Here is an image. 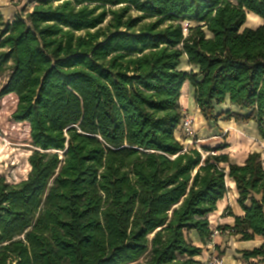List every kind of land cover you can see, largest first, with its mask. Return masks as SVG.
Instances as JSON below:
<instances>
[{"label": "trees", "instance_id": "obj_1", "mask_svg": "<svg viewBox=\"0 0 264 264\" xmlns=\"http://www.w3.org/2000/svg\"><path fill=\"white\" fill-rule=\"evenodd\" d=\"M3 77L32 153L26 179L0 178V264H208L227 178L243 215L226 208L234 223L217 231L260 238L237 253L264 263L261 153L239 165L227 144L204 157L177 137L189 82L206 122H254L264 138V0H37L0 12ZM226 101L246 114L216 113Z\"/></svg>", "mask_w": 264, "mask_h": 264}, {"label": "rangeland", "instance_id": "obj_2", "mask_svg": "<svg viewBox=\"0 0 264 264\" xmlns=\"http://www.w3.org/2000/svg\"><path fill=\"white\" fill-rule=\"evenodd\" d=\"M19 2L20 1H17L16 4L18 5ZM257 24H250L249 18H247L245 26L249 28H256L263 24V20ZM180 69L188 74L197 72L196 68L188 64V60L187 63L184 61V58L182 59ZM5 80V77L0 78V88L5 83ZM183 88L184 94L182 93L180 105L184 113V119L186 118V120L192 122V130L191 133L187 134L185 130L180 127L179 135H177V137L186 149L195 147L203 153L204 157H206L208 154L215 155L227 153L230 145H237L239 141H244L242 138L239 140V132L235 130H230V132L228 130V132H224V130L219 128L220 126L218 125L224 126L223 123L227 121L224 115L221 116L217 122H206L196 109L192 85L189 82H186ZM14 107L15 98L13 96H7L4 98L0 97V178H4L5 181L10 184L18 183L27 178L28 173L30 172V164L28 159L32 153V146L29 144V128L26 124L18 123L13 120L12 113ZM215 111L218 114L226 111L246 114L245 111L230 105L228 101H226V103L221 106H216ZM255 128L256 127L253 126L252 123H248L245 127H243L242 133L250 137L249 135H251V132H253ZM248 137L245 138V141L248 140ZM223 144L229 145L228 148L224 150V152L218 153L212 151L207 153L203 151V147L215 148ZM230 205L235 207L236 211L239 212L237 206L235 205V198L232 191H229V193L224 198L221 208H225ZM218 218L219 217L217 215H214L210 218V221L213 222V225L216 223V221H218V225H220ZM226 235L227 234L219 233L214 237L213 242L208 244V246H211V248L208 246L203 247V261L210 263V261H212L217 256L213 247L214 240L218 236H221L225 239ZM224 239H217L216 241L217 243H220L221 246L219 247L224 249L226 252V250L230 247L228 246V242ZM218 253H220V251ZM222 260L225 264L224 259Z\"/></svg>", "mask_w": 264, "mask_h": 264}, {"label": "crops", "instance_id": "obj_3", "mask_svg": "<svg viewBox=\"0 0 264 264\" xmlns=\"http://www.w3.org/2000/svg\"><path fill=\"white\" fill-rule=\"evenodd\" d=\"M17 1H20L19 4L17 5ZM25 1V3H24ZM37 0H0V12L2 13L4 19L6 21H13L14 18L16 17V15L23 13V11H31V9L34 7V5H36ZM184 61L187 63V57H183ZM182 58V59H183ZM182 62V60H181ZM230 104V103H229ZM231 105V104H230ZM197 109V107H196ZM198 113L200 114L199 110L197 109ZM201 115V114H200ZM253 124V126H255V130L253 132H251V135H249L250 137H248L247 135L243 134V127L246 126V124L243 123H236L234 120L231 121H226L224 122V126L218 125L220 126L219 128H221V130H224V132H230V130H235L237 132H239L238 137L240 138L239 140L244 139L243 142L239 141L237 143V145H230L229 149L227 151V154L230 156V159L241 165L245 162V160L247 159L248 155L250 153L253 152H258L261 153L262 158H263V166H264V138L261 136L259 129H258V125L254 122H250ZM225 128V129H224ZM248 137V140L245 141V138ZM242 149V151H241ZM227 186L229 188V191H232L234 194V198H235V205L237 206L238 211H236L235 207L227 206V207H222L223 205V200L220 201L218 203V209L215 213H213L210 218L212 216H218L219 218V222L220 225H218V221H216V223L213 225V222H211V226L213 229L218 228L219 226H225V225H229L232 226L234 223V220L232 217H224V211L226 208L230 207L233 211V213L237 216H241L243 215L242 210L240 209V207L237 204V192H236V188H235V183L233 180L228 179L227 178ZM191 240L193 241V243L197 246L203 247L202 244L200 243V239L198 237V234L195 231H191L189 234ZM217 239H224L221 236H218L215 238L214 240V249L215 247H217L220 251V253H223L224 256L222 257L224 259L225 264H244L242 263L239 259L241 258V254H238L237 252L239 251H252L255 248H259L262 244V241L260 238H257L254 241H250V242H239L237 241V239H235L234 237L230 236V235H226L225 239L228 242V246L230 247L229 249L225 250L221 249L220 243H217ZM209 248H211V246H208ZM218 250L215 249V252L217 254V252H219ZM227 253V254H226ZM200 260H202V257L200 258ZM203 261V260H202ZM264 264V263H262Z\"/></svg>", "mask_w": 264, "mask_h": 264}, {"label": "built area", "instance_id": "obj_4", "mask_svg": "<svg viewBox=\"0 0 264 264\" xmlns=\"http://www.w3.org/2000/svg\"><path fill=\"white\" fill-rule=\"evenodd\" d=\"M180 127L182 129H184L187 134L188 133H191V130H192V122L189 121V120H186V118H185V119L182 120V123H181V126ZM219 233L221 234V232L217 231V229L214 230V237L216 235H218ZM222 259L223 258H218L216 256L212 261H210V263H208V262L207 263L208 264H224Z\"/></svg>", "mask_w": 264, "mask_h": 264}, {"label": "bare ground", "instance_id": "obj_5", "mask_svg": "<svg viewBox=\"0 0 264 264\" xmlns=\"http://www.w3.org/2000/svg\"><path fill=\"white\" fill-rule=\"evenodd\" d=\"M249 23L251 24V23H259V22H261L262 20H261V18L260 17H258V16H256V15H249ZM258 25V24H257ZM182 93L184 94V88L182 89Z\"/></svg>", "mask_w": 264, "mask_h": 264}]
</instances>
